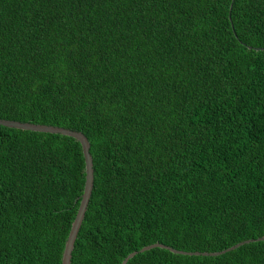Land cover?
Segmentation results:
<instances>
[{
	"label": "trees",
	"instance_id": "trees-1",
	"mask_svg": "<svg viewBox=\"0 0 264 264\" xmlns=\"http://www.w3.org/2000/svg\"><path fill=\"white\" fill-rule=\"evenodd\" d=\"M0 119L89 142L70 264H264V0H0ZM84 182L0 125V264H61Z\"/></svg>",
	"mask_w": 264,
	"mask_h": 264
},
{
	"label": "water",
	"instance_id": "water-1",
	"mask_svg": "<svg viewBox=\"0 0 264 264\" xmlns=\"http://www.w3.org/2000/svg\"><path fill=\"white\" fill-rule=\"evenodd\" d=\"M0 125L7 126V127H13V128H21V129H28L32 131H40V132H50V133H60L63 135H68L71 136L75 139H77L80 142L81 149H82V154L84 158V164H85V182H84V188H83V193L81 195V199L79 201V206L77 208L75 217L71 223L70 230L64 245L63 253H62V261L61 264H70V259H71V251L73 249V244L74 240L77 236L78 230L80 228L81 222L84 217V213L86 211V207L88 204V200L90 197L91 189H92V183H93V168H92V157L89 152V142L85 135L81 131L77 130H72L69 128H64L60 126H54V125H46V124H36V123H31V122H21L17 120H10V119H0ZM264 237H260L258 239H262ZM253 240V239H252ZM251 239H247L241 242H238L229 248H226L221 251L217 252H185L181 250H176L174 248L168 247L164 244L155 242L152 244L145 245L139 249V251H144L149 248L158 246V247H165L169 250H171L174 253H181V254H211V255H216L220 253H224L228 250L234 249L238 247L239 245L252 241ZM137 251H132L129 254H127L124 259L121 261L120 264H126L127 260L131 258L133 255H135Z\"/></svg>",
	"mask_w": 264,
	"mask_h": 264
},
{
	"label": "bare ground",
	"instance_id": "bare-ground-1",
	"mask_svg": "<svg viewBox=\"0 0 264 264\" xmlns=\"http://www.w3.org/2000/svg\"><path fill=\"white\" fill-rule=\"evenodd\" d=\"M80 143V142H79ZM92 185H93V183H92ZM91 194V193H90ZM90 198V197H89ZM74 242H75V240H74ZM73 246H74V244H73ZM72 252V251H71ZM61 261H62V259H61Z\"/></svg>",
	"mask_w": 264,
	"mask_h": 264
}]
</instances>
